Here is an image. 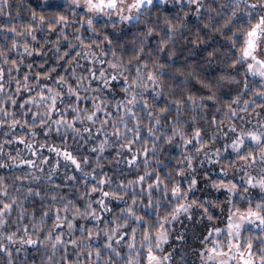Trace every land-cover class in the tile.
Returning <instances> with one entry per match:
<instances>
[{
	"label": "snow or ice",
	"instance_id": "obj_1",
	"mask_svg": "<svg viewBox=\"0 0 264 264\" xmlns=\"http://www.w3.org/2000/svg\"><path fill=\"white\" fill-rule=\"evenodd\" d=\"M12 7L0 0V264H264V0ZM205 29L227 42L214 81L177 65V38L196 47Z\"/></svg>",
	"mask_w": 264,
	"mask_h": 264
},
{
	"label": "trees",
	"instance_id": "obj_2",
	"mask_svg": "<svg viewBox=\"0 0 264 264\" xmlns=\"http://www.w3.org/2000/svg\"><path fill=\"white\" fill-rule=\"evenodd\" d=\"M10 3L12 4V15L15 16L17 10H19L21 12V16L19 17L20 20H26L28 19L27 17V12H28V6L30 3V0H10ZM31 3L33 5H36L38 3H36L34 0H31ZM53 5H60L61 8L59 10L62 11H67L66 8L63 7V3H54ZM17 6H19V9H17ZM169 9L175 10L173 5H169L168 6ZM55 9H40L37 8V11H45L46 14H51L52 11H54ZM6 18L0 16V21H4ZM201 22V25L202 26ZM195 26H196V20L195 17L191 18V22H190V29L192 31L195 30ZM2 33H0V40H2ZM185 36H189V33L186 31L184 33ZM203 39L201 41V43L194 47L191 43V36H189V41L186 43L183 38L178 37L177 38V46H178V50H179V56L177 57V65L181 66L184 65L185 63H187L191 68H195V70L199 73L201 78H205V79H209V80H215L216 77H218V75L221 73L222 69L226 67L225 64L222 63L223 58L225 55H227L228 53L226 52V48H227V42L225 41L224 37L217 34V33H212L210 30L205 29L202 33H201ZM54 38V36L52 37ZM115 38V36H114ZM127 39L130 41L131 39V34L128 35ZM213 49H224L225 51H221L220 55L217 57H208L207 56V51L209 50H213ZM49 57H52L54 59V53L50 50L48 53ZM31 62V63H35V64H40L41 60L39 57H33V58H29L26 63ZM82 64L84 63L83 61L81 62ZM36 68H33L32 71H36ZM21 71H27L26 68H22ZM58 71H62V69H58ZM79 74V73H78ZM15 75V73L13 74ZM183 77L181 76H177L176 81H172V80H168L167 82L169 84L172 83H178L180 80H182ZM193 84L196 87H199L198 84H196L195 80H193ZM228 92V87H224L222 89H220V95H221V101L227 100L228 96L225 95V93ZM163 102V101H161ZM252 116L255 117V114L252 113ZM3 138V133L0 132V139ZM52 140H54L55 142H59V137L53 135V137H51ZM69 144L75 148L76 145L72 142V140H69ZM22 147V146H21ZM45 154L47 153V150H44ZM52 161H55V155L53 154L51 157ZM37 163H40L39 161H37ZM23 167V166H21ZM49 165L45 164L44 168L48 169ZM203 167H208L207 162L205 161ZM70 170V169H69ZM199 170V169H198ZM12 170H0V175H5L6 173L11 172ZM61 171H63V161L61 158ZM62 179V175L60 177ZM83 181H81L82 183ZM67 183V182H65ZM69 190H71V188H69ZM194 246V245H193ZM21 256H23V254H21ZM191 258V257H190Z\"/></svg>",
	"mask_w": 264,
	"mask_h": 264
},
{
	"label": "rangeland",
	"instance_id": "obj_3",
	"mask_svg": "<svg viewBox=\"0 0 264 264\" xmlns=\"http://www.w3.org/2000/svg\"><path fill=\"white\" fill-rule=\"evenodd\" d=\"M38 4H54L56 2L66 4L67 0H34Z\"/></svg>",
	"mask_w": 264,
	"mask_h": 264
}]
</instances>
